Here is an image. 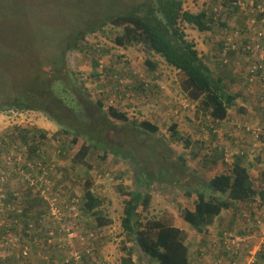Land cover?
<instances>
[{
	"label": "rangeland",
	"instance_id": "1",
	"mask_svg": "<svg viewBox=\"0 0 264 264\" xmlns=\"http://www.w3.org/2000/svg\"><path fill=\"white\" fill-rule=\"evenodd\" d=\"M142 1L0 0V8L5 13L4 17L10 16L6 19H16L14 30L10 29L0 34V44L6 47L0 45V59L7 56L9 68V72H6L4 67L3 69L0 67V74H7L6 79H0V101L13 100L15 97L11 95L10 89L14 92L24 91L28 86L22 83L33 81L35 77L38 78V82H49L51 85L55 76L49 74L56 70L53 59L64 47L60 41L57 45H53V39L58 30L63 35L60 39L65 42V39L72 35L76 29L84 30L80 28L84 24H96L97 20H105L110 16L121 14L127 9L131 10ZM180 1L184 11L198 13L201 9L209 10L215 7V4L221 0ZM243 1L246 4L249 1L252 2V0ZM259 1L264 3V0ZM22 5H28L31 10L41 14V24L37 23L38 17L31 11H26L25 20L19 21L17 12H21ZM250 12L251 5L246 11L238 12L231 18H225L224 20L228 21V31L238 28L247 37L246 35L251 33L246 28ZM2 18L1 20H3ZM216 22H218L216 19L213 20L210 32H198L187 24H181V30L184 32L185 38L195 44L203 61L209 64V66L206 65L212 71L213 77L221 78L227 85V91H230L229 88H231L233 92L240 93L243 88L237 78L241 72H244V65L247 61H233V63L231 59H228L226 62L230 64L229 66L223 68V66L217 65V59H219L217 44L220 43L224 30L220 25H216ZM111 29L113 28L107 26L88 35L85 40L86 44L90 46L91 54L68 52L65 57V67L72 75L71 79L75 80L76 85L85 92L87 99L92 103L100 101L105 107L115 106L123 111L127 109L132 119L149 121L157 124L159 128L154 138L139 136L137 141L133 139L132 143L126 145L138 150L144 165L153 174L159 170L157 154L163 162L167 163L170 176L177 178L180 183L173 188L154 185L149 192L150 201L146 211L142 207L138 209L139 221L146 224L147 221L165 220L167 225L182 229L186 234L185 243L189 248V264H264V216L260 215L256 219L260 210L255 206L251 217L254 221L257 220L258 225H251L248 233L243 237L240 235V230L243 229L242 216L236 218L229 212H224L222 217L216 219L203 233L196 232L182 220V211L193 210L196 199L195 195H192L190 199L186 198L185 189H192L194 185H203L205 182H209L213 176L221 173L217 167L212 166L211 162L214 160L211 154L216 147L220 154V158H217L219 162L227 161V165L221 168L222 172L231 169L235 156L241 157L240 153H243L245 159L247 158L245 164L249 169L250 181L254 189L264 190L263 117L255 124L245 123L243 125L242 120H246V114L242 115V112L245 109L240 112L241 106L235 103V106L229 111L232 116L231 124L226 126L225 131H221L219 122H216V125L213 124L201 108L189 104L176 83L170 82L178 80L180 73L169 69L160 57L146 52L142 46L135 45L125 48L116 46L113 35L114 33L119 34L120 30L112 33ZM86 30L89 29L86 28ZM228 31L225 34H228ZM92 57H97L100 61L97 76L92 71ZM146 60H154L157 63L156 69L150 70L145 63ZM0 64L2 63L0 62ZM37 73L40 76H36ZM68 73L65 79H68ZM49 84L41 92L61 98L56 86L55 88L52 85L50 87ZM8 85H11L12 88H9ZM126 102H130L129 106ZM147 102L148 104L145 105L144 103ZM254 102L256 103V101ZM246 105L254 106L252 102ZM5 109L6 111L0 112V138L4 137L5 147L9 150L4 148L2 152L3 155L0 158L2 165H6L10 161V164L18 162L22 168L27 170H31L36 165L52 168L50 176H53L55 180L54 195L60 194L64 197L83 194L86 184L81 181V178H84V173L90 170L91 176L87 182L90 189L101 198L99 210L105 217V227H97L94 230L96 222L91 217L81 218L79 222H76V225L71 224L74 228V232L71 233L69 225L63 222L43 224L42 227L48 229V233L44 236L47 238L45 251L47 256L55 258L53 264H66L70 259L77 261L82 257L81 255L87 264H121V260L128 254L129 246L133 248L131 253V255L133 254V264H153L135 248L133 242L127 241L121 227L123 198L118 193L117 187L120 184L130 191L137 189L133 183L130 161L117 162L112 155H109L105 162H102L100 161L101 149H95L94 152L90 151L84 161L74 162L73 156L78 151L83 139H79V143L73 150H69L68 145L63 147L64 150L67 149L70 152L64 156L58 152L57 134L61 127L55 122L40 112L16 113L15 111L10 112L8 108ZM135 110H140V113ZM172 122L177 125V131L181 136L180 140L171 137L169 127ZM232 124L236 131H233ZM237 126H240L239 130H242L244 126L245 131L254 134L239 131ZM29 127L46 132V138L40 141L34 140L35 137H30L32 144L25 146L19 139V132ZM214 130L217 132H213ZM7 133L13 141L7 137ZM131 134L133 133L131 132ZM227 134H230L229 138L234 140L231 141ZM189 136L192 143L191 147L186 149L185 138ZM131 138L130 136L129 139ZM33 150H36L38 154L35 152L31 154L30 152ZM178 157L184 159L185 166L179 162ZM53 170H57V176L53 174ZM20 187L26 189L20 182H13L10 179L7 190L18 191ZM27 193L31 196L28 190ZM36 203L32 204L33 211L43 209V203L38 201ZM241 213L245 216L248 215L244 206L241 207ZM76 227L81 228L83 234H80ZM57 228L66 229H64V233L55 234ZM89 233H93L91 238ZM49 234L55 237H50ZM66 234L67 239L61 242V246L65 248L63 252L56 247V244ZM250 234L253 235L249 236ZM235 237H237V241L234 240ZM87 245L89 248H86ZM19 247L20 245H16V248ZM24 249H26L27 255H22L24 261L19 264H42L41 260L48 259L47 256L42 255V250L33 251L30 254L28 252L30 246H24Z\"/></svg>",
	"mask_w": 264,
	"mask_h": 264
},
{
	"label": "trees",
	"instance_id": "2",
	"mask_svg": "<svg viewBox=\"0 0 264 264\" xmlns=\"http://www.w3.org/2000/svg\"><path fill=\"white\" fill-rule=\"evenodd\" d=\"M239 3L240 0H221L209 10L201 9L198 13H191L183 10V4L180 0H143L135 7H132L131 10L127 9L125 12L110 16L105 20H97L98 23L96 24H84L80 27L84 30L76 29L72 35L65 39V42L60 39L63 35L58 30L55 33L53 45H57L60 41L64 47L53 59V65L56 70L49 75L55 76L51 81V85L54 88L56 86V90L62 97L58 98L43 94L41 90H45V86L49 82H38V78L35 77L33 81L22 83L28 86L24 91L14 92L10 89L11 95L15 97L13 100L0 101V112L6 111L5 108H8L10 112L15 111L16 113L36 111L43 113L49 120L60 126L61 130L57 134L59 154L68 155L70 153L69 150H73L77 146L79 139H83L78 151L73 156L74 162H77V160L80 162L84 161L89 156L90 151L94 152L95 149H101L102 156L100 161L102 162H105L109 155H112L117 162L130 161L133 183L137 189L130 191L120 184L117 187L118 193L123 198L121 227L127 241L133 242L135 248L153 264H189L190 260L189 248L185 243L186 234L182 229L167 225L165 220L147 221L148 223L146 224H142L139 221L138 209L142 207L146 211L150 201L149 192L154 185L159 187L165 185L173 188L180 183L177 178L170 176L167 163L163 162L157 154L159 170L153 174L144 165L138 150L126 145L132 143L133 139L137 141L139 136L154 138L159 128L155 123L138 120V118L132 119L127 109L123 111L115 106L105 107L100 101L95 103L89 101L85 92L80 90L75 80L71 79L72 75L69 74L70 72L68 73L65 67V57L68 52L91 54L90 46L86 44V37L96 30H102L106 25H112L113 28L120 30L119 34L114 33L113 35V41L116 46L124 48L135 45L142 46L146 52L160 57L170 68L185 74L188 79V85L192 89L190 96L194 101L197 100L199 108L203 110L202 112L208 115L209 120L213 124L222 122L229 117V111L237 103V98L253 99L256 101L257 106H264V78L260 76L258 70L252 69L255 66V60L250 49L252 43H254V36L258 35L264 26V12L258 11V20L255 24V26L259 27L257 28V33L253 32L254 29L250 28V25L246 23L251 33L242 40L237 39L236 43L230 47L225 45L227 42L226 37L234 35V28L228 31V21L224 20L227 17L231 18L238 12L246 11L251 3H253L255 9L258 7L263 9L264 3L259 0L249 1L243 6H239ZM21 9V12H17L19 21L25 20L24 14L26 11H31L37 15V23L41 24V14L31 10L28 5H22ZM4 14V11L0 8V34L10 29L14 30V25L16 24V19H6L10 16L4 17ZM215 19L218 21L216 25H220L223 28L222 30H224L220 43L218 42L217 44L219 48L217 65L223 66V68L229 66L230 64L225 62L228 59H231L232 62L247 61L244 65V72H241V75L237 78L243 88L240 93L237 91L233 92L231 88H229L230 91H227V85L222 79L213 77L212 71L200 57L195 44L189 42L181 30V24H187L198 32H210ZM86 28L89 30H86ZM227 31L228 34H225ZM246 46L250 48L246 49ZM0 62L2 63L0 67L2 69L4 67L6 72H9L7 56L1 58ZM99 62L97 57H92L91 67L96 76L98 75ZM145 63L150 70L156 69L155 61L146 60ZM260 70L262 71V69ZM67 73L68 79H65ZM35 75L40 76L39 73ZM6 76L7 74L5 73L0 74V79H6ZM51 85L49 84L50 87ZM8 87L12 88L11 85H8ZM126 103L129 106L130 102ZM240 110L244 111V107L241 106ZM135 111L140 113V110ZM123 130L128 133L122 132ZM242 130L243 132H250L245 131L244 126ZM169 131L172 138L181 139L175 122H172ZM45 133L39 129L29 127L20 130L19 139L27 146L32 144L30 137H35L34 140L42 141L46 138ZM6 135L9 137L8 133ZM130 136L132 137L131 139H129ZM9 139L13 141L11 137ZM191 143L190 136L185 138L186 149L191 147ZM5 145L4 137L0 138V158L3 155L4 148H6ZM67 145L70 149H66V151L63 147H67ZM7 149L9 150V148ZM217 149L216 147L211 154L214 159L211 161L213 163L212 166L217 168L218 166H226L227 161L219 162V159H217L220 158ZM34 152L38 154L36 150L30 153L34 154ZM244 159L243 153L241 157L235 156L232 167L227 172L220 171L221 173L212 177L209 182L207 181L203 185H194L192 189H185L186 198L190 199L192 195H195L196 198L193 211L189 209L182 211V220L185 224L196 232L203 233L222 213L229 212L232 214L231 216L235 215L234 217L236 218L242 216L243 229L240 230L241 237L248 233L251 225L257 224L256 219L262 214L259 212L255 221L251 215L253 214L254 206L258 210H262L264 206V190L254 189L250 181V172ZM178 160L185 166L183 158L178 157ZM6 168H9L12 171L11 173H16V170L22 168V166L18 162H14L11 165H7ZM88 168L90 167L88 166ZM89 171L84 173V178H81V181L86 184L81 196L68 195L64 197L60 194H56V196L69 205L71 199L75 198L78 200V203H75L78 207V215L76 217L73 216L69 209L63 208L64 211H62L65 214H62V222L64 224L74 222V225H76V222H79L81 218L91 217L96 222V227L93 228L95 230L97 227H105L106 222L104 220L105 217L102 216L99 210L101 198L90 189L87 182L91 176ZM64 172L66 171L64 170ZM57 173V170H53L54 175L57 176ZM92 174L94 175L95 173ZM54 188L55 183L53 182ZM3 193L4 198L0 200V264H19L24 261L22 258L24 246H30L28 251L30 254L33 251L42 250V255L47 256L45 251L47 238H44V236L48 233V229L42 226L45 223L50 225V222L55 224V221L50 217L48 206L40 198L33 197L34 199H30L25 192H21L23 196L18 194L17 197H14L12 192L4 191ZM36 201L43 203V209L33 211L30 204H37ZM243 206L248 211L246 216L241 213V207ZM28 225H31L30 230L26 229ZM62 229L57 228L55 234L64 233ZM76 229L80 231V234H83L81 228L78 229L76 227ZM92 234H88L90 238ZM252 235L250 234L249 236ZM9 236H15L17 240L12 244L5 245ZM230 236L232 238L231 234ZM90 238L87 237V239ZM16 245H20V247L16 248ZM56 247L63 252L65 251V248L61 246V242H58ZM86 248H89V246L87 245ZM132 252L133 248L129 246L128 254L121 260V264H133ZM81 256L77 261L70 259L67 264H87L83 255ZM47 258L45 261L41 260L43 261L42 264L55 263V258L49 255Z\"/></svg>",
	"mask_w": 264,
	"mask_h": 264
},
{
	"label": "built area",
	"instance_id": "3",
	"mask_svg": "<svg viewBox=\"0 0 264 264\" xmlns=\"http://www.w3.org/2000/svg\"><path fill=\"white\" fill-rule=\"evenodd\" d=\"M260 11H264L261 9ZM264 18V17H263ZM263 21V20H262ZM252 23H254L252 21ZM239 36L237 32H234V35L227 36L226 37V47H230L232 44L235 43V39ZM260 40H264V33H258V38H256V42L252 43V47L246 46V49L250 48L252 52V57H254L255 60V66H253V70H258L260 72V76L264 78V45L260 42ZM225 54V52H224ZM226 62V61H225ZM262 69V71L260 70ZM11 162L8 161L6 165H2L0 161V200L4 198V191H8L7 187L9 185L10 179L13 180V182L18 181L31 193L30 198H40L42 199V202L48 206L50 217L55 222H62L63 217L62 214H65L63 211L65 209H69V211L73 214L74 217L78 215V207L75 203H78L77 199H71L70 205L66 203L65 201L60 200L56 195H54V189H53V176H50L52 172V168L43 166V165H36L32 167L31 170H27L24 167L17 169L16 173H11L12 171L9 168H6L7 165H11ZM19 178V179H18ZM23 188H19L18 191L16 190H10L8 192L14 193V197H17L18 194H21V192H25L26 195H28L27 190ZM23 196V195H22ZM64 205V206H63ZM10 207V206H8ZM63 210V211H62ZM20 213V211H18ZM260 213L264 216V206ZM70 217H72L69 214ZM71 224L68 223L66 225H69L70 227V233L74 232V228H72ZM31 225L27 226V230H30ZM63 228L62 230L64 231ZM50 235V234H49ZM50 237H55L54 235H50ZM67 239V234L64 236L63 239H59L60 242ZM17 240L15 236H9V239L5 242V244H12ZM58 242V241H57ZM23 256L27 255L26 249L22 252ZM67 264V262H66Z\"/></svg>",
	"mask_w": 264,
	"mask_h": 264
},
{
	"label": "crops",
	"instance_id": "4",
	"mask_svg": "<svg viewBox=\"0 0 264 264\" xmlns=\"http://www.w3.org/2000/svg\"><path fill=\"white\" fill-rule=\"evenodd\" d=\"M198 49V48H197ZM238 57V56H237ZM236 59V58H235ZM154 61V60H153ZM155 64H157L156 62H155ZM206 64L209 66V64L206 62ZM169 69H172V68H170L169 66H167ZM178 72V71H177ZM178 73H180V72H178ZM170 82H174V83H176V85L178 86V88L180 89V92L186 97V99H187V101L189 102V104H192L193 106H198V102H197V100H195L194 101V99H192V97L190 96V94H191V92H192V89L189 87V85H188V79H187V77H186V75L185 74H183V73H180V76H179V78H178V80H172V81H170ZM191 98V99H190ZM253 101H255V100H253V99H250V100H246V99H238L237 98V103L240 105V106H243V107H245L244 109H245V111L244 112H242V115H244V114H246V120H242V118H241V120L243 121V125L245 124V123H251V124H255V122H257V121H260V120H262V117H263V119H264V106H262V105H259V106H257L256 105V103L254 102L253 103ZM250 102H252V104L254 105V106H256V107H254V106H252L251 105V107H250V105H246L247 103H249L250 104ZM145 105H146V103H144ZM199 107V106H198ZM151 111V110H150ZM241 111V110H240ZM252 116H251V115ZM250 117V118H249ZM249 119V120H248ZM231 121H232V116H230V113H229V117L225 120V121H222V122H219L220 124V127H221V131H225V128H226V126L230 123L231 124ZM216 125V124H215ZM234 124H232V128H233V131H236V128L233 126ZM239 128H240V126H237V130H239ZM239 131H242L243 132V130H239ZM213 132H217L216 130H214ZM238 132V131H237ZM219 134H220V131L218 132ZM228 135V138L230 137V134H227ZM231 141H233L234 139H232V138H229ZM240 155H242V153H240ZM244 162L246 163L247 162V158L246 159H244ZM248 164V163H247ZM222 168V166H218V171H221V170H223V169H221ZM214 177V176H213ZM250 180H251V178H250ZM263 181V180H262ZM30 205H32V204H30ZM193 211V210H192ZM222 215H223V213L221 214V216L220 217H222Z\"/></svg>",
	"mask_w": 264,
	"mask_h": 264
},
{
	"label": "clouds",
	"instance_id": "5",
	"mask_svg": "<svg viewBox=\"0 0 264 264\" xmlns=\"http://www.w3.org/2000/svg\"><path fill=\"white\" fill-rule=\"evenodd\" d=\"M245 4H246V2H244L243 0H240L239 6H243ZM261 9H262L261 7H258V8L255 9V7L253 6V3H251V12H250L251 14H250V18L246 22L248 25H250V28H253L254 29L253 32H256V33H257V30H258L257 28H259V27L255 26V24L257 23V20H258V18H257L258 11L260 12ZM263 10H264V8H263ZM252 21L254 23H252ZM107 26L108 27L110 26L111 28H113L112 25H106L104 27H107ZM246 28H247V25H246ZM116 30H119V29L113 28L110 31L112 32V31H116ZM234 32H237L238 34L239 33H243V31L240 30V29H238V28L237 29L234 28ZM260 33H264V28H262V30L260 31ZM228 36H231V35H228ZM244 38H245V34H241V35L239 34V36L235 39V43H236V40L237 39L238 40H242ZM256 38H258V35L254 36V38H253L254 43L256 42ZM260 42L262 43V45H264V40H260ZM54 182H55V180H54Z\"/></svg>",
	"mask_w": 264,
	"mask_h": 264
}]
</instances>
